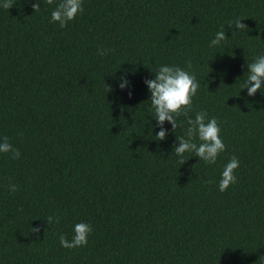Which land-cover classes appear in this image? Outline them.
Wrapping results in <instances>:
<instances>
[{
    "label": "trees",
    "instance_id": "obj_1",
    "mask_svg": "<svg viewBox=\"0 0 264 264\" xmlns=\"http://www.w3.org/2000/svg\"><path fill=\"white\" fill-rule=\"evenodd\" d=\"M35 2L0 6V138L21 153H0V264H264V94L242 88L264 55V0H83L64 28L61 0ZM162 65L195 74L189 116L216 118L226 144L215 164L179 163L188 117L154 139L145 81ZM233 155L238 182L221 192ZM81 222L87 246L62 247Z\"/></svg>",
    "mask_w": 264,
    "mask_h": 264
},
{
    "label": "clouds",
    "instance_id": "obj_2",
    "mask_svg": "<svg viewBox=\"0 0 264 264\" xmlns=\"http://www.w3.org/2000/svg\"><path fill=\"white\" fill-rule=\"evenodd\" d=\"M46 3L52 5L54 0H46ZM14 5L13 0H4L0 5L4 9L9 10ZM35 12L41 7L40 0H36L32 4ZM84 12L83 0H61L56 6L55 10L51 13V21L58 22L61 28L67 26L70 21L76 19L77 15ZM244 18L237 17L234 21H229L228 26L234 29L243 31L249 29L248 25L242 23ZM236 31L233 32V35ZM228 36L225 31V26L222 25L221 29L216 33L215 38L211 41L210 47L220 45L222 41H226ZM114 50L105 48L98 50L101 56L108 55ZM187 67L191 68V61L188 62ZM248 76L242 88H247L249 96H255L258 90L264 94V55L258 56L254 62L248 64ZM156 72L154 79H146L149 91L151 92V105L154 110V117L156 118L160 131L156 133V140L163 141L167 138L168 130L164 128L165 121L172 124L173 130L178 126L177 117L183 115L188 117V124L190 127L187 129L186 137H178V145L174 147L177 156L180 157L179 163L183 165L187 159L184 154L190 153V156H198L199 160H203L207 164H215L219 155L226 150V144L221 138L222 129L216 118H208L206 111L197 112L195 119L189 116L193 109V97L197 95L200 87L194 73H191L179 66L162 65ZM119 87L126 88L129 81L126 78H121ZM110 90V86H109ZM132 93L129 92V95ZM198 136L201 143L197 144L195 141ZM0 142V153H11L12 159L20 158V150L14 147L7 136L2 138ZM240 166L238 157L233 155L230 161L225 165L221 179L219 182V190L225 192L231 185L238 182L235 174ZM214 181H208L213 183ZM8 190L12 193L18 191V185L9 184ZM47 222L51 225L58 224L60 217L48 216ZM40 227H32L31 233H39ZM93 232V227L89 223H77L74 227V236L69 241L65 235L61 234L59 241L62 247L66 249H75L78 247H85L89 242V236Z\"/></svg>",
    "mask_w": 264,
    "mask_h": 264
}]
</instances>
